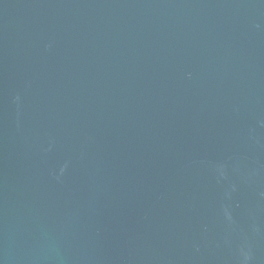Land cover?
<instances>
[{"label":"water","instance_id":"water-1","mask_svg":"<svg viewBox=\"0 0 264 264\" xmlns=\"http://www.w3.org/2000/svg\"><path fill=\"white\" fill-rule=\"evenodd\" d=\"M0 264H264V0H0Z\"/></svg>","mask_w":264,"mask_h":264}]
</instances>
